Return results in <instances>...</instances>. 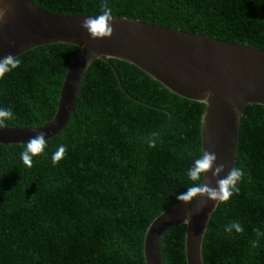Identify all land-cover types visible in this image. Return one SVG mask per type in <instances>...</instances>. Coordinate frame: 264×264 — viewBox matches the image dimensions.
Returning a JSON list of instances; mask_svg holds the SVG:
<instances>
[{"label": "trees", "instance_id": "1", "mask_svg": "<svg viewBox=\"0 0 264 264\" xmlns=\"http://www.w3.org/2000/svg\"><path fill=\"white\" fill-rule=\"evenodd\" d=\"M32 1L53 13L95 16L105 2ZM106 2L113 18L264 49V0ZM79 52L74 45L50 44L17 57L19 67L0 79V108L14 114L7 127L52 121ZM111 63L120 80L110 64L94 61L68 125L47 141L31 168L20 159L24 145H0V264H146L148 227L191 186L186 173L202 154L206 106L129 63ZM152 139L154 148L148 146ZM60 145L67 151L54 165ZM235 167L245 175L239 193L211 218L205 264H264V106L245 108ZM232 222L244 231L227 233ZM185 237V225L166 232L163 264H187Z\"/></svg>", "mask_w": 264, "mask_h": 264}, {"label": "water", "instance_id": "2", "mask_svg": "<svg viewBox=\"0 0 264 264\" xmlns=\"http://www.w3.org/2000/svg\"><path fill=\"white\" fill-rule=\"evenodd\" d=\"M0 9L5 10L0 22V57H19L50 44L80 48L64 78L52 121L35 128H0V145H25L38 132H44L47 141L59 135L74 113L92 63L102 60L110 64L119 79L111 63L119 60L139 68L180 97L199 102L211 92L208 103H202L206 106L202 152H215L217 164L226 165L221 177L236 166L245 108L264 106V49L128 18H113L112 36L93 41L81 24L95 15L53 13L32 0H0ZM207 179L215 187L211 173ZM198 207L199 198L188 205L177 203L154 219L144 239L146 264H163L162 239L179 225L186 226L187 264H205L203 242L218 207L214 202H206L199 212ZM189 213L190 223H186Z\"/></svg>", "mask_w": 264, "mask_h": 264}, {"label": "clouds", "instance_id": "3", "mask_svg": "<svg viewBox=\"0 0 264 264\" xmlns=\"http://www.w3.org/2000/svg\"><path fill=\"white\" fill-rule=\"evenodd\" d=\"M101 14L98 16L89 17L83 20L81 28L84 29L93 41L102 39H108L112 36V9L107 4L106 0L101 4ZM5 10L0 9V22L3 21ZM20 60L11 54L0 57V79L18 68ZM212 93L207 92L204 98L199 102L208 103ZM13 112L10 109L0 108V128L7 127V121L13 119ZM148 146L154 148L156 146V140L149 141ZM47 147V140L45 139L44 132H38L34 137H31L24 145V150L20 154L22 163L27 167L33 166L34 158L44 154V150ZM67 149L66 146L60 145L57 151L52 156L53 164H57L65 155ZM226 165L223 163L217 164V156L213 151H203L201 155L195 158L191 167L187 170V177L192 182L191 186L186 191L176 195V200L184 205L190 204L193 200L199 198V207L197 211L205 207L206 202H214L215 207L220 204H226L234 194H238L240 189L238 185L244 178V171L241 168L232 167L226 176L221 177V173L224 172ZM211 173V179L215 180V187L212 186L211 180L207 179V174ZM191 214L189 213L185 222L190 223ZM235 230L236 233H242L244 228L239 222H232L226 228L225 231L231 234ZM259 232V229H254ZM264 236V233H259ZM259 246L258 240L252 242V247L257 248Z\"/></svg>", "mask_w": 264, "mask_h": 264}]
</instances>
